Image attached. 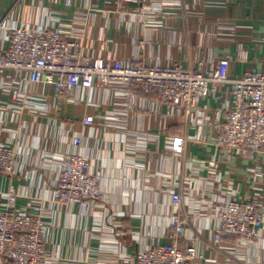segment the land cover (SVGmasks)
I'll list each match as a JSON object with an SVG mask.
<instances>
[{"label": "crops", "instance_id": "0c3cea01", "mask_svg": "<svg viewBox=\"0 0 264 264\" xmlns=\"http://www.w3.org/2000/svg\"><path fill=\"white\" fill-rule=\"evenodd\" d=\"M169 3L162 12L141 13L112 0H0V48H7L13 27L64 25L83 55L202 71L225 60L230 79L264 72V0ZM122 90L75 88L58 99L49 86L0 82V143L14 150L13 174L0 171V210L13 188L17 208L49 223L43 264H122L168 244L171 198L179 191L187 216L179 243H192L203 256L192 264H264V224L252 242L223 239L219 251L197 239H213L230 198L255 199L264 211V151L242 155L216 144L234 105L231 86L219 84L187 111L155 95L125 98ZM25 94L44 102L41 110L18 101ZM86 116L92 124L83 122ZM180 136L186 138L181 155L171 148ZM69 154L87 159L88 172L99 176L98 202L55 199L61 160Z\"/></svg>", "mask_w": 264, "mask_h": 264}, {"label": "built area", "instance_id": "2783aa9c", "mask_svg": "<svg viewBox=\"0 0 264 264\" xmlns=\"http://www.w3.org/2000/svg\"><path fill=\"white\" fill-rule=\"evenodd\" d=\"M112 2L117 6H138L141 13H159L170 5L169 0ZM68 33L64 25L52 29L46 25L11 28L6 37L7 48H0L1 84L7 88L42 84L51 87L58 99L71 95L75 88L91 90L95 87L121 86L125 98L136 93L146 97L155 95L162 104L184 108L185 111L201 98L214 93L219 84H228L231 86L234 105L219 124L217 147L242 155L264 151V72H250L240 79H230L225 60L212 65L208 71H202L88 56L77 50L78 45L68 39ZM18 101L35 105L39 110L44 106V102L33 100L26 94L20 95ZM83 122L92 124L93 117L86 116ZM80 143L79 138L73 139L75 146ZM185 144V136L172 138V151L183 154ZM13 165V148L0 143V171L10 176L13 174ZM88 167L87 159L78 154L62 158L54 185V197L59 204H84L100 200V178L90 174ZM3 198V208L0 210V264H43L49 223L40 213L27 214L17 208V195L13 188ZM171 199L175 213L169 243L151 246L138 252L134 262L122 264H192L194 260L203 258L192 243L180 245L187 224L181 191L173 193ZM31 205L29 202L26 207L29 209ZM263 224L264 211L257 200L243 202L230 198L221 206L213 239L207 241L200 236L197 239L216 250L223 239L250 243L258 237Z\"/></svg>", "mask_w": 264, "mask_h": 264}]
</instances>
